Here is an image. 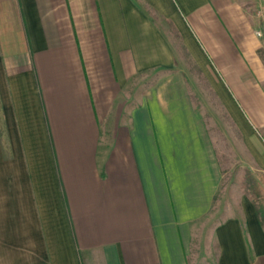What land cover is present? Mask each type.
<instances>
[{"label": "crops", "instance_id": "1", "mask_svg": "<svg viewBox=\"0 0 264 264\" xmlns=\"http://www.w3.org/2000/svg\"><path fill=\"white\" fill-rule=\"evenodd\" d=\"M259 10L0 0V264H264L212 135L264 196Z\"/></svg>", "mask_w": 264, "mask_h": 264}, {"label": "rangeland", "instance_id": "2", "mask_svg": "<svg viewBox=\"0 0 264 264\" xmlns=\"http://www.w3.org/2000/svg\"><path fill=\"white\" fill-rule=\"evenodd\" d=\"M187 72L189 76L198 77V73L194 72L190 68L187 69ZM209 128L212 131L213 125H209ZM212 133L216 140L215 148L217 150L218 159L223 169V180L219 189V193L217 195V199H222L224 200V202L228 203V205H231L234 199L235 192L233 190H236V192L240 193V189L242 190L243 188L245 193L253 194L255 185H252L253 183H251L252 176H247L246 178L245 174H243L241 169L243 164H241L239 158H236L233 150V145L224 144V141L220 140L219 136L217 134H214V131H212ZM254 182L257 183L258 187H261L262 182L259 183L257 180ZM253 199L257 202L260 209H264V199L259 200L255 195L253 196Z\"/></svg>", "mask_w": 264, "mask_h": 264}, {"label": "built area", "instance_id": "3", "mask_svg": "<svg viewBox=\"0 0 264 264\" xmlns=\"http://www.w3.org/2000/svg\"><path fill=\"white\" fill-rule=\"evenodd\" d=\"M257 17L260 19L259 28L255 31V36L257 38H264V12L259 10L257 12Z\"/></svg>", "mask_w": 264, "mask_h": 264}, {"label": "trees", "instance_id": "4", "mask_svg": "<svg viewBox=\"0 0 264 264\" xmlns=\"http://www.w3.org/2000/svg\"><path fill=\"white\" fill-rule=\"evenodd\" d=\"M252 183V182H251ZM254 195L258 197L259 200L264 199V196H262L259 191L257 190V187H254L253 191ZM255 205L257 204L256 201H254ZM258 205V204H257ZM256 205V206H257ZM258 207V206H257ZM257 212L259 214V217L261 218V223L264 224V209L257 208Z\"/></svg>", "mask_w": 264, "mask_h": 264}]
</instances>
